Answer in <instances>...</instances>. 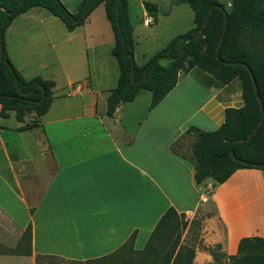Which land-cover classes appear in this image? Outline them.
Segmentation results:
<instances>
[{"label": "crops", "instance_id": "crops-1", "mask_svg": "<svg viewBox=\"0 0 264 264\" xmlns=\"http://www.w3.org/2000/svg\"><path fill=\"white\" fill-rule=\"evenodd\" d=\"M60 1L72 13L81 2ZM145 1L158 6L156 18ZM220 1L230 9L231 0ZM100 5L109 29L92 18ZM126 10L137 65L195 25L189 5L175 0H127ZM114 42L104 2L71 30L42 6L5 28V50L18 72L54 86L39 125L19 129L37 117L34 111L23 121L13 111L0 117V264H137L136 251L170 207L188 221L181 241L196 242L193 264H213L199 241L219 244L228 257L241 238L264 239V170L239 168L222 183L208 177L197 184L193 161L171 150L189 126L215 130L227 108L243 106L241 80L224 83L194 66L154 107L151 92L140 98V90L108 116L119 77ZM199 212L194 233L189 226ZM28 224L30 253L20 242Z\"/></svg>", "mask_w": 264, "mask_h": 264}, {"label": "trees", "instance_id": "trees-1", "mask_svg": "<svg viewBox=\"0 0 264 264\" xmlns=\"http://www.w3.org/2000/svg\"><path fill=\"white\" fill-rule=\"evenodd\" d=\"M20 1L0 0V45L3 46L0 56V117H8L13 111L15 118L23 121L26 113L34 111L37 117L19 129L33 128L39 125L40 116L47 112L53 99L54 81L39 76L26 79L10 61L4 46V30L10 21L30 7L42 6L71 30L81 24L93 8L104 2L114 32L111 53L119 65L117 85L107 97V115L112 116L121 102L132 101L140 90L151 92L149 108L154 107L175 86L179 75L194 66L224 83L237 77L242 83L243 106L227 108L224 122L215 130L204 131L189 126L173 142L171 150L193 161L197 184L208 177L214 180L213 185L222 183L239 168L264 170V0H231L230 9L220 0H175V3L189 5L194 15V27L174 36L142 65H137L134 59L133 27L126 10L127 0H119L118 13V0H81L75 13L70 12L60 0ZM144 6L156 18L158 6L149 1H145ZM207 18L203 34L187 41L182 55L178 56L182 42L196 36ZM162 60L167 63L163 64ZM132 70L134 81L131 80ZM251 133V137L246 139ZM190 135L195 139L190 146V154L186 155L179 149ZM237 139L241 141H235ZM202 218L195 217L189 229L200 228ZM187 225L184 213L178 214L174 208H168L143 250L136 251L138 257L134 260L137 264H193L196 242L185 238L181 241ZM30 239L31 225L28 224L20 239L27 245V253H30ZM133 239L134 234L120 249L130 246ZM198 244L211 253L213 264L221 263L222 259L228 264H264V239L258 236L241 238L237 252L228 257L220 252L219 244L205 246L201 241ZM7 251L15 252L16 248H8Z\"/></svg>", "mask_w": 264, "mask_h": 264}, {"label": "rangeland", "instance_id": "rangeland-1", "mask_svg": "<svg viewBox=\"0 0 264 264\" xmlns=\"http://www.w3.org/2000/svg\"><path fill=\"white\" fill-rule=\"evenodd\" d=\"M69 1H72V0H69ZM93 20H96L97 22H103L104 25L106 26L107 29H109V24L108 22L106 21L105 19V14H104V7L103 5H100V7H98L96 9V11L93 13ZM162 63L163 64H166L167 62L165 60H162ZM147 94H149V91L148 90H143L141 95H140V98H144L145 96H147ZM150 95V94H149ZM195 137L194 135H190L188 137H186L183 142H182V146L181 148L179 149L180 152L188 155L190 154V146L192 144V142L194 141ZM201 212H199V216H202L203 214H200ZM197 231V226L196 227H193V232L195 233ZM197 238L194 240L196 241ZM53 261V262H52ZM52 261H49V262H45L46 264H67L66 262H63L61 260H58V259H53ZM224 262H226L228 264V262L225 260L222 259V262L221 263H218V264H224ZM44 263V264H45Z\"/></svg>", "mask_w": 264, "mask_h": 264}, {"label": "water", "instance_id": "water-1", "mask_svg": "<svg viewBox=\"0 0 264 264\" xmlns=\"http://www.w3.org/2000/svg\"><path fill=\"white\" fill-rule=\"evenodd\" d=\"M21 2H22V0L20 1V3H21ZM20 3H19V4H20ZM118 9H119V0L117 1V5H116V12H117V13H118ZM211 9H212V8L209 9L208 15L210 14ZM207 21H208V18H207L206 21L202 24V27H201L199 33H198L196 36L188 37V38H186V39L182 42L178 56H181V55H182V53H183V51H184V44H185L187 41H189L190 39H193V38H195V37H200V36L203 34V28H204V26L207 24ZM0 27H1V25H0ZM0 33H1V30H0ZM2 49H3V46L0 45V56H1V53H2ZM168 58H169V59H173V57H168ZM134 78H135V73H134V70H132V72H131V80L134 81V80H135ZM254 86H255V88H256L255 83H254ZM256 91H257V89H256ZM263 115H264V114H262V118H263ZM251 135H252V133H251L246 139L250 138ZM235 141L239 142V141H241V139H237V140H235ZM231 153H232V151H231Z\"/></svg>", "mask_w": 264, "mask_h": 264}]
</instances>
